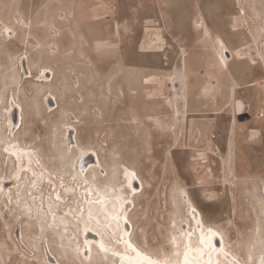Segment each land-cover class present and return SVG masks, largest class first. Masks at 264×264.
I'll list each match as a JSON object with an SVG mask.
<instances>
[{"label": "rangeland", "instance_id": "rangeland-1", "mask_svg": "<svg viewBox=\"0 0 264 264\" xmlns=\"http://www.w3.org/2000/svg\"><path fill=\"white\" fill-rule=\"evenodd\" d=\"M135 1L0 0V129L7 137L17 134L20 142L37 146L46 161L43 173L35 172L40 177L38 181L32 179L22 195L18 194L20 189L9 194L0 182V196L5 198V202H0V264H48L51 262L49 247L59 245V238L54 235L59 228L71 239L72 248L69 257L56 253V258L62 260L60 264H80L73 248L84 237L82 220L92 211H87L84 200L78 206L77 196L67 195L68 191L61 186L66 181H58L55 186L54 180L49 182L44 178L45 174L55 177L52 158H57L58 165L68 166L70 156L65 148L75 140L99 151L101 165L96 164V170L101 174L106 162L113 166L115 161L126 160L130 161L129 166L139 168L146 187L128 203V212L135 220L134 235L139 238L144 232L150 246H157L167 235L172 192L179 187L189 191L209 224L223 228L230 242L251 240L253 228L258 224L264 237V214L261 213L264 207V194H261L264 189V92L258 98L253 97L249 84L239 83V94L227 101L225 94L229 86L223 79V98L212 108L216 114L207 115L210 110L187 107L185 113H192L189 125L186 116L177 109L178 103L170 100L171 104L167 105L163 100H151V95L157 93L152 91V86L159 87V94L168 100L169 94L176 90L141 69L144 60L150 61V53L157 43L164 47L169 41L166 36L157 35L164 33L163 21L155 17L149 5L143 8ZM160 3L165 10L167 5L163 0ZM132 13L142 15L143 19L130 18ZM9 31L15 36L10 44L6 43ZM26 56L35 69L32 78H25L21 67L23 59L27 62ZM232 60L225 67L229 68ZM9 66H15L21 77L16 85L10 84L5 89ZM43 68H53L56 79L66 78L69 85L55 83L42 87ZM78 71L84 76V88L72 93L78 85ZM254 72L259 74V70ZM49 94L60 96L69 121L63 113L59 116L55 111L50 112ZM72 94L75 101L70 98ZM81 95L90 99V105L88 110L79 108L76 115L82 120L71 132L68 127L73 124L70 120ZM13 101L23 107V125L19 130L16 126L13 128L9 119ZM204 116L207 117L203 119ZM160 118L168 121V127H155ZM180 119L185 123L183 126L179 124ZM204 120L212 127H204ZM198 121L203 123L196 125ZM2 141L0 132V154L13 155L16 160L13 171L6 170L0 162L1 175L12 186L22 167L33 174L34 165L22 158L23 153L26 155L22 146L15 141L2 145ZM77 155L79 152L75 153L76 158ZM84 157L77 162L78 170L83 173L91 163L89 156L82 171ZM69 178L77 189L86 188L84 183L74 181L73 175ZM43 180L52 185L50 189H40ZM117 187L129 196L132 194L125 169L120 173ZM88 197L92 199L91 195ZM14 198L29 202L28 216L23 214L21 206L15 205ZM187 209L184 206L185 216ZM9 210L25 217H12ZM42 216L45 220L40 225L38 220ZM58 219L69 220V225L55 226ZM191 222L193 225L194 219ZM258 258L256 253L253 264H260Z\"/></svg>", "mask_w": 264, "mask_h": 264}, {"label": "bare ground", "instance_id": "bare-ground-1", "mask_svg": "<svg viewBox=\"0 0 264 264\" xmlns=\"http://www.w3.org/2000/svg\"><path fill=\"white\" fill-rule=\"evenodd\" d=\"M262 20L264 21V15ZM221 46L222 49L227 51L223 45ZM229 52L227 54L223 51L222 61H228L231 58L229 57ZM26 58L28 57L26 56ZM44 69L45 75L42 74V77L40 76L41 81H44L41 86L51 87L55 82V70L53 68H43L42 70ZM34 70L30 60L27 59L26 67H23L25 78H32ZM17 73L16 78L18 79L21 75L18 71ZM49 77L50 79L48 80ZM49 90L51 91V89ZM48 98L49 103H51L49 109H58L60 106L58 96L49 94ZM53 99L54 102H50ZM17 103L13 104L14 106L17 105L15 109L17 108L19 112V122L16 125L17 130H19L23 125V107L21 103ZM72 118L75 121H72L73 124H70L68 128L71 132H74L76 123L81 122L82 119L80 115H73ZM67 124L68 122L65 125L68 126L69 124ZM13 128H15L14 125ZM0 132L2 133V145L7 143V141H15L16 144L22 146V150H26V155L23 153L22 158L35 166H33V174H31L29 169L24 168L23 170L20 165L22 167L19 173L20 177H17L12 186L6 188L4 185L3 187L4 190H9V194L20 189L18 194L22 195L29 189L32 179L38 181L40 178H38L39 175L37 173H43L42 168L46 167L45 158L37 146L29 144L27 141L20 142L21 139H19L17 134L7 137L1 129ZM77 152L80 155H77L76 158L75 153ZM65 153L70 156L68 166L58 165L57 158L54 157L50 163L55 162V165L52 166L55 169V177L46 176L45 174L44 178L47 177L48 181L54 180L53 185L55 186H58V181H66L65 184L61 183V186L64 187L63 190L68 191L67 195H76L78 206L84 200L87 211H92L91 215L87 214L85 219L82 220L84 237L81 239L80 244L76 246L77 248H73V254L77 257L80 264H195V262L209 264L210 258L213 259L214 264H253L256 253L259 257V263L264 264V237L261 233L260 224L253 228V238L251 240L247 242H230L223 228L209 224L208 217L195 204L189 191L183 187L177 188L175 193L174 191L172 192L174 196L170 203L171 220L169 221L167 235L161 239V243H157V246H150L144 232L139 238L134 235L135 220L130 217L128 212V203H132V198L137 194H142L146 187L145 178L140 173L139 168L137 166H129L128 163L130 161L126 160L115 161L113 166L106 162L107 165H104L103 174H101L96 170V164L101 165L99 151L93 147L82 146L76 140L69 142L65 148ZM82 155L85 156L82 161L84 162L82 171L86 166V158L91 157V163L84 173L78 170L77 163ZM0 162L6 170L13 171L16 168V160L13 155L0 154ZM122 169L126 170L128 176L129 188L132 190L130 196L117 187ZM49 172L51 173L50 170ZM60 175L61 177H59ZM71 175H73L74 181L85 184L86 188L83 191H81V187L77 189L74 182L70 183L69 177ZM116 177L118 178L117 181ZM5 180L0 171V181L5 182ZM44 181H41L40 188L43 191L50 189L52 186L49 183L50 181H45V183ZM91 186L95 188V192ZM261 194H264V189L261 190ZM88 195H91V200L88 199ZM78 196H80L79 199ZM14 199L15 205L21 206L23 214L28 216L27 214L31 210L29 202H23L22 200L20 202V200ZM125 200L128 201L126 204L124 203ZM0 202H5V198L0 196ZM184 206H188L187 216L183 212ZM9 211L12 217H20V219L25 217L18 216L13 210ZM0 212H2V207H0ZM261 213L264 214L263 206ZM192 219L195 221L193 225ZM44 220V216L39 217L38 222L40 225H42ZM57 221L59 222L57 224L54 223L55 226H62L63 228L69 225V220L67 219H58ZM54 235L59 238V245H51L49 247L50 253L48 257L51 262H47L48 264H60L62 260L57 259L55 254L58 253L63 258L65 256L69 257V250L72 248L71 239L64 230H61V228L56 229Z\"/></svg>", "mask_w": 264, "mask_h": 264}, {"label": "crops", "instance_id": "crops-1", "mask_svg": "<svg viewBox=\"0 0 264 264\" xmlns=\"http://www.w3.org/2000/svg\"><path fill=\"white\" fill-rule=\"evenodd\" d=\"M163 2L167 5L165 10L160 0L135 1L143 8L149 5L155 17L163 21L164 33L157 35H164L169 41L164 47L157 43L150 53V61L144 60L141 69L173 85L176 90L169 94L168 100L159 94V87L152 86V91L156 90L157 93L151 95V100H163L167 105L171 101L178 103L177 109L184 118L186 116L189 125L192 113H185L187 107L210 110L211 113L207 115L216 114L212 113V108L213 105L216 108V102L223 98V79L229 86L225 94L227 101L235 99L237 92L239 94V83L249 84L248 90L253 97L258 98L259 93L264 92V0ZM239 7L244 8L245 15L239 13ZM152 11L144 12L150 14ZM130 18L143 19L142 15L136 13H132ZM221 40L232 54H236L229 68L218 61V41ZM257 70L259 74L254 72ZM203 122L204 127H212L206 125L207 121ZM203 122L198 121L196 125ZM179 124L183 126L185 123L180 119ZM122 126L126 127L124 124ZM155 127H168V121L161 119Z\"/></svg>", "mask_w": 264, "mask_h": 264}, {"label": "flooded vegetation", "instance_id": "flooded-vegetation-1", "mask_svg": "<svg viewBox=\"0 0 264 264\" xmlns=\"http://www.w3.org/2000/svg\"><path fill=\"white\" fill-rule=\"evenodd\" d=\"M251 1H253V0H251ZM263 9H264V7H263ZM245 10H244V8H242V7H239V13L240 14H242V15H245ZM13 31H9V38L6 40V43H8V44H10V43H13V40L15 39V36H12L10 33H12ZM11 35V36H10ZM164 39V38H163ZM220 44H219V46H218V61H220V63H221V65H224V67H225V65H226V63L227 62H230L232 59H233V56L234 55H236V54H232V52H231V50L226 46V44H225V42L223 41V40H221V41H218ZM22 45H24V44H22ZM221 45H223L224 47H225V49H227V51H225L224 49H222V46ZM222 51V52H221ZM223 51L224 52H226L227 54H228V52H229V57H231L228 61H222V56L224 55V53H223ZM59 53V52H58ZM230 53H231V55H230ZM28 57V56H27ZM29 59V58H28ZM22 65V64H21ZM25 65H26V60H25ZM22 67V66H21ZM22 69H23V67H22ZM12 71V72H11ZM17 68H15V66L12 68L11 66H9V69L6 71L7 72V75L5 76V89H6V87L7 86H9L10 84H17V81H18V79L16 78L17 77ZM42 74H44L45 75V69L44 70H42ZM78 74H79V79H78V85L76 86V88H74V89H72L71 91H72V93H76V90H78L79 91V89L80 88H84V86H83V80H84V76L82 77V74L78 71ZM50 79V77L48 78V80ZM55 83H59L61 86H66L67 87V85H69V80H67L66 78H62V79H60V80H58V79H56V77H55V82H54V84ZM9 84V85H8ZM44 91V90H43ZM41 94H43V93H40V95ZM74 94H72V96L70 97L72 100L74 99V101H75V98H74V96H73ZM58 96V95H57ZM58 101H59V103H60V110H57V109H53V110H50V112L51 111H55V113H57L59 116H62V113H63V116L64 117H66L65 115H64V106H63V102H62V100H61V98H60V96H58ZM16 101H13L12 102V104L10 105V108H9V119L11 120V112H12V110H13V108H15L16 106H14V104L13 103H15ZM50 102H54V99L53 100H51ZM47 103L48 104H50L49 103V100H47ZM18 104V103H17ZM89 105H90V99L85 95V96H83V95H81V100H80V104H78L77 102H76V104H75V107H74V110H73V112H74V114H72V116L74 115V116H76V114H78V110H79V108H83V107H85L87 110H88V108H89ZM54 107H55V105H53ZM52 109V108H51ZM16 112H17V119H16V123H13V121H11V123L14 125V126H16L17 124H18V122H19V112H18V109L16 108ZM102 115H104V113L102 112L101 113ZM66 119H67V121H69V118H67L66 117ZM70 121H75L74 120V118H72L71 117V120ZM74 135V134H73ZM8 180H5V182H7ZM0 182H2V184L4 183L3 181H0ZM10 181H8V185L6 186V187H9L10 186ZM3 187H4V184H3Z\"/></svg>", "mask_w": 264, "mask_h": 264}, {"label": "water", "instance_id": "water-1", "mask_svg": "<svg viewBox=\"0 0 264 264\" xmlns=\"http://www.w3.org/2000/svg\"><path fill=\"white\" fill-rule=\"evenodd\" d=\"M22 66L24 68L26 67L25 60L24 59L22 60ZM11 119H12L13 123H16L17 112H16V109L15 108H13V110L11 112ZM4 185L7 186L8 185V182H4ZM218 242H220V241H218ZM213 262H214L213 259L210 258V263L209 264H214ZM195 264H200V263L195 262Z\"/></svg>", "mask_w": 264, "mask_h": 264}]
</instances>
